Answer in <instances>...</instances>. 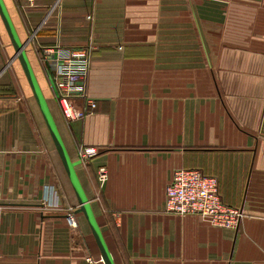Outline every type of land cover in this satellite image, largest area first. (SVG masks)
I'll return each instance as SVG.
<instances>
[{
    "label": "crops",
    "instance_id": "obj_1",
    "mask_svg": "<svg viewBox=\"0 0 264 264\" xmlns=\"http://www.w3.org/2000/svg\"><path fill=\"white\" fill-rule=\"evenodd\" d=\"M3 3L71 161L98 152L75 171L114 264H264V0ZM57 44L94 47L95 108L78 100L87 113L73 122L39 58ZM180 168L217 179L244 212L237 230L165 212ZM55 185L76 206L74 230L43 207ZM77 208L0 19V264H103Z\"/></svg>",
    "mask_w": 264,
    "mask_h": 264
},
{
    "label": "built area",
    "instance_id": "obj_2",
    "mask_svg": "<svg viewBox=\"0 0 264 264\" xmlns=\"http://www.w3.org/2000/svg\"><path fill=\"white\" fill-rule=\"evenodd\" d=\"M34 1L26 0V3L33 6ZM93 49L92 44L80 48H63L57 44L38 51L43 65L48 69L53 65V70L50 71L53 82L51 85L61 114L67 122L79 120L86 115L87 112L77 106L78 100L83 101L87 108H95L86 88ZM97 153L95 148L80 147L78 161L86 165ZM105 178V169H99L98 180L102 183ZM53 190L52 187L48 188L49 197L44 198L43 206L45 204V208L59 211ZM165 194L164 210L168 214L182 218L199 216L212 226L226 230H237L244 218L242 208L231 207L223 202L217 179L197 169L174 170L172 179L165 188ZM63 212L69 228L76 229L75 210L69 208ZM87 261L92 263L89 258Z\"/></svg>",
    "mask_w": 264,
    "mask_h": 264
},
{
    "label": "water",
    "instance_id": "obj_3",
    "mask_svg": "<svg viewBox=\"0 0 264 264\" xmlns=\"http://www.w3.org/2000/svg\"><path fill=\"white\" fill-rule=\"evenodd\" d=\"M0 19L2 21V24L4 26V29L7 33V36L9 38L10 44L15 52V59L18 60L20 67L22 69V72L25 76V79L28 83V86L31 90L32 96L38 106V109L41 113V116L43 118V121L46 125V128L49 132V135L51 137V140L54 144L55 150L60 158V161L62 163V166L66 172V175L69 179V182L72 186V189L74 191V194L77 199L78 208L76 210L77 213H81L91 231V234L94 238V241L96 243V246L99 250L101 260L103 264H114L113 259L109 253V250L105 244L104 238L102 236V233L100 231V228L96 222V219L94 217L93 211L90 206V202L87 199L80 182L78 180V177L76 175L75 167L80 164L79 161L73 162L71 161L65 146L63 144V141L61 139V136L58 132V129L56 127V124L52 118V115L50 113V110L47 106L46 99L44 98L42 91L40 89V86L37 82V79L34 75V72L32 70V67L29 63L28 57L26 55L25 48L27 46V42L22 43L20 42L16 31L13 27V24L10 20V17L8 15V12L5 8V5L3 3V0H0Z\"/></svg>",
    "mask_w": 264,
    "mask_h": 264
},
{
    "label": "rangeland",
    "instance_id": "obj_4",
    "mask_svg": "<svg viewBox=\"0 0 264 264\" xmlns=\"http://www.w3.org/2000/svg\"><path fill=\"white\" fill-rule=\"evenodd\" d=\"M30 43H31V41H30ZM39 58L41 59V57H40V55H39ZM39 59V60H40ZM41 61V60H40ZM51 81H52V78H51ZM53 83V82H52ZM51 92H52V97H53V100H54V102H55V104H56V106H57V108H58V110L60 111V109H59V105H58V102L56 101V98H55V94H54V91H53V88L51 87ZM60 113H61V111H60ZM62 115V114H61ZM63 117V116H62ZM64 118V117H63ZM79 148L80 147H78V150H77V158H79ZM58 187L59 186H56L55 185V189L53 190L54 192H55V202L57 203V205H58V208H60L59 209V211H66V210H68L69 208H71V210H73L76 206H74V205H71V204H69V203H67V202H65L64 201V199L62 200V198H63V196H62V193H61V191L58 189ZM46 197H49V193L47 194V196ZM62 197V198H61ZM44 200V199H43ZM44 208L46 207V205L44 204V206H43ZM49 210V209H48ZM76 223H77V218H76ZM77 226H78V223H77ZM74 230V229H73Z\"/></svg>",
    "mask_w": 264,
    "mask_h": 264
}]
</instances>
